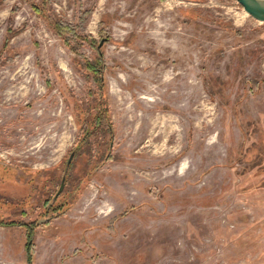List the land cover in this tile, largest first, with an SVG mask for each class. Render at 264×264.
Segmentation results:
<instances>
[{
    "label": "rangeland",
    "instance_id": "1",
    "mask_svg": "<svg viewBox=\"0 0 264 264\" xmlns=\"http://www.w3.org/2000/svg\"><path fill=\"white\" fill-rule=\"evenodd\" d=\"M0 221V264H264V23L0 0Z\"/></svg>",
    "mask_w": 264,
    "mask_h": 264
},
{
    "label": "water",
    "instance_id": "2",
    "mask_svg": "<svg viewBox=\"0 0 264 264\" xmlns=\"http://www.w3.org/2000/svg\"><path fill=\"white\" fill-rule=\"evenodd\" d=\"M235 1L243 8L244 12L248 16H250L252 19H254L257 22L264 23V0H235ZM71 158H72V155L70 156L67 162V166L69 165ZM64 177L54 197V200L61 193L64 187Z\"/></svg>",
    "mask_w": 264,
    "mask_h": 264
},
{
    "label": "trees",
    "instance_id": "3",
    "mask_svg": "<svg viewBox=\"0 0 264 264\" xmlns=\"http://www.w3.org/2000/svg\"><path fill=\"white\" fill-rule=\"evenodd\" d=\"M56 30H57V33L59 34V35H62V31L64 32V31H69V29H67L65 26H63V24H56ZM73 35V34H72ZM96 64H99V62H96ZM87 67L89 68V69H91L93 72H95V74L97 73V72H100V70H98V69H96V66L95 65H93V64H87ZM2 225H7V223H5L4 221H0V226H2ZM10 225V224H9ZM13 225V224H12ZM33 227L32 226H30L29 227V230H33L32 229ZM30 238V240H31V237H30V235H29V237H28V239ZM30 240H29V242H28V244H27V248H26V250H27V262H28V264H31V255H30V251H31V248H30V246H31V243H30Z\"/></svg>",
    "mask_w": 264,
    "mask_h": 264
}]
</instances>
